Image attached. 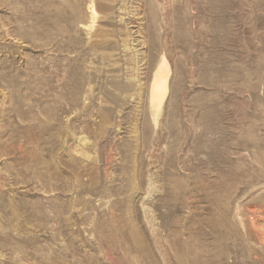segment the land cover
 Here are the masks:
<instances>
[{
    "label": "rangeland",
    "instance_id": "rangeland-1",
    "mask_svg": "<svg viewBox=\"0 0 264 264\" xmlns=\"http://www.w3.org/2000/svg\"><path fill=\"white\" fill-rule=\"evenodd\" d=\"M0 264H264V0H0Z\"/></svg>",
    "mask_w": 264,
    "mask_h": 264
},
{
    "label": "bare ground",
    "instance_id": "bare-ground-1",
    "mask_svg": "<svg viewBox=\"0 0 264 264\" xmlns=\"http://www.w3.org/2000/svg\"><path fill=\"white\" fill-rule=\"evenodd\" d=\"M92 14L94 15L95 9L93 6H89ZM172 70L169 67L168 62L165 58L162 59L160 65L158 66L154 79L151 85V109L155 115L156 120L160 115L165 100H167L170 93V82H171Z\"/></svg>",
    "mask_w": 264,
    "mask_h": 264
}]
</instances>
